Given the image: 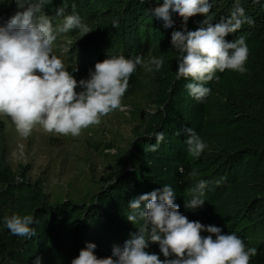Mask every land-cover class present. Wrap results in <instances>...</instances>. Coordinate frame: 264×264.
I'll return each instance as SVG.
<instances>
[{"label":"trees","instance_id":"16d2710c","mask_svg":"<svg viewBox=\"0 0 264 264\" xmlns=\"http://www.w3.org/2000/svg\"><path fill=\"white\" fill-rule=\"evenodd\" d=\"M64 2L68 14L75 4L76 12L94 29L74 42L69 52L73 62L78 59L67 67L69 71L78 68L75 78H88L95 64L108 55L163 57V69L153 73L162 90L163 110L128 153L116 157L118 173L106 179L89 202H51L41 184L27 177L28 167L18 175L0 157V220L5 215L32 214L38 221L31 240L10 235L0 223V264H33L37 256L43 264H71L88 242L97 245L98 257H111L113 247L123 246L137 231L125 219L129 203L164 184L174 188L176 203L190 221L220 227L224 234L236 233L248 247L257 249L251 264H264V0H240L246 22L226 37L232 42L244 36L250 52L248 72L217 73L220 80L206 85L213 91L204 102L188 95L189 80L176 79L178 53L171 45L173 32L147 12L157 6L156 0H53L44 11L54 25L62 22L55 10ZM234 6L235 0H215L214 22L227 17ZM17 10V5L10 8L6 19ZM114 20L119 21L118 28L112 26ZM202 20L201 16L191 18L188 30H197ZM175 23L182 30L181 20ZM68 35L80 37L75 31L62 34ZM144 72L138 68L132 75L124 103L138 91ZM185 127H193L208 145L199 159L188 154L182 133ZM5 129L0 121V135ZM155 132H164L165 141L153 153L146 149L156 144L154 136L149 138ZM200 179L213 183L203 206L188 209L186 189ZM148 250L164 259L157 244H150Z\"/></svg>","mask_w":264,"mask_h":264},{"label":"clouds","instance_id":"9594fccd","mask_svg":"<svg viewBox=\"0 0 264 264\" xmlns=\"http://www.w3.org/2000/svg\"><path fill=\"white\" fill-rule=\"evenodd\" d=\"M52 3L53 0H15L17 12L0 23V116L9 117L23 138L30 137L37 127L46 133L79 137L84 130L100 125L104 117L117 111L126 113L128 106L123 101L132 75L138 68L159 73L165 64L163 57L152 55H108L95 64L88 78L78 81L73 75L78 68L74 66L69 71L54 45L59 35L75 31L83 38L92 31L76 12L75 4L67 13L65 2L55 10L62 22L54 25L53 18L44 11ZM156 3L147 12L173 32L171 45L178 53L176 79L189 80L186 89L191 98L204 102L210 97L213 90L206 85L220 80L217 73L248 72L250 52L244 36L232 42L226 40L246 22L240 0H235L230 14L219 22H214L212 12L215 0ZM196 16L203 20L197 30L190 31L187 24ZM178 19L182 30L176 29ZM112 26L118 28L119 21L114 20ZM154 110L153 106L148 114ZM182 133L188 154L199 159L208 145L193 127L183 128ZM153 136L156 144L147 145L146 150L155 153L165 141V133L155 132L149 138ZM211 183L200 179L187 188L185 207L203 206ZM176 199V191L169 184L139 195L124 214L137 231L123 246H114L111 257L101 258L96 254L97 245L88 242L71 264H251L256 248L248 247L234 232L224 234L220 227L190 221L181 213ZM0 223L12 236L31 240L37 234L38 221L32 214L5 215ZM150 244L159 246L164 259L148 250ZM33 264H43V258L37 256Z\"/></svg>","mask_w":264,"mask_h":264},{"label":"rangeland","instance_id":"374dc122","mask_svg":"<svg viewBox=\"0 0 264 264\" xmlns=\"http://www.w3.org/2000/svg\"><path fill=\"white\" fill-rule=\"evenodd\" d=\"M13 7L15 0H0V23L7 21V11ZM90 29L94 31L91 25ZM81 38L58 36L54 51L66 67L78 63L77 58L74 62L70 59L69 52ZM161 97L156 76L144 72L138 91L125 103L128 111L104 117L100 125L84 130L79 137L46 133L37 127L30 137L23 138L9 117L0 116L6 128L0 135V157L18 175L28 167L27 177L41 184L51 202H89L106 179L118 173L116 157L126 155L136 138L153 125V117L163 110ZM153 106L154 112L148 114Z\"/></svg>","mask_w":264,"mask_h":264}]
</instances>
